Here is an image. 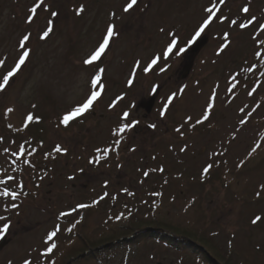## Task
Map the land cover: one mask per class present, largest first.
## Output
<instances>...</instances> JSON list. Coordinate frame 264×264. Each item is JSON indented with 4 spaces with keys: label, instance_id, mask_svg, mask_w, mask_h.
I'll use <instances>...</instances> for the list:
<instances>
[{
    "label": "rangeland",
    "instance_id": "obj_1",
    "mask_svg": "<svg viewBox=\"0 0 264 264\" xmlns=\"http://www.w3.org/2000/svg\"><path fill=\"white\" fill-rule=\"evenodd\" d=\"M79 1L85 5L80 17L72 13L77 0H46L49 10H38L28 23L36 0H0V59L5 61L0 83L21 54L19 40L30 34V58L0 92V180L7 181L0 184V192L7 187L19 193L13 202L0 195V228L10 226L0 238V264H24L25 259L60 264L68 253L78 257L124 227L122 216L130 210L141 222L158 216L169 225L192 226L221 261L264 264V222L252 224L255 216L264 217V150L245 160L243 173L237 166L260 143L264 101L255 103L256 96L247 93L250 85L227 89L235 56L252 59L264 49V33L258 29L264 24V0H215L219 11L199 37L207 42L194 55L187 54L189 45L213 0H138L129 13L123 11L129 0ZM245 6L248 13L242 11ZM49 11L59 15L52 17ZM253 16L257 23L245 29L230 23L247 24ZM49 20L54 30L42 40ZM109 24L115 26V35L102 61L98 67L85 65ZM224 33L230 34L227 42ZM173 38L185 51L177 54L174 49L165 60L162 54ZM224 43L229 47L217 54ZM157 56L158 64L146 74L143 68ZM96 75H101L97 88L103 84L100 100L82 119L63 128L62 116L96 90L91 83ZM214 91L209 120L192 127ZM257 93L264 98V81ZM169 97H174L170 105ZM151 99L147 114L139 107ZM8 108L13 111L5 115ZM125 112L130 114L127 121L122 119ZM28 113L40 122L24 129ZM242 119L249 122L241 124ZM130 122L138 123L129 134L113 135ZM117 139L121 143L114 147ZM20 145L25 152L17 160L12 153L19 154ZM56 145L67 149L66 154L56 153ZM105 148L111 149L106 158ZM224 151L229 187L220 180L218 167ZM98 156L99 163H90ZM208 163L214 166L203 176ZM161 167L163 173L154 171ZM237 197L243 202L237 203ZM13 203L18 207L12 208ZM80 203L91 205L84 226L75 225L82 213L61 216ZM57 225L61 231L52 241L57 247L43 256L47 235ZM99 253L73 264H205L192 250L149 240Z\"/></svg>",
    "mask_w": 264,
    "mask_h": 264
},
{
    "label": "snow or ice",
    "instance_id": "obj_2",
    "mask_svg": "<svg viewBox=\"0 0 264 264\" xmlns=\"http://www.w3.org/2000/svg\"><path fill=\"white\" fill-rule=\"evenodd\" d=\"M224 2H225V0H219L220 4H224ZM137 4H138V0H129V2L123 8V11L125 13H129L131 10H133L135 8V6H137ZM38 10H43V11H48L49 10L48 6L46 5V0H36L34 5L29 9V15L26 18L28 23H33L34 22V20L38 16ZM84 11H85L84 7L80 6L79 8H77L75 10V14L77 16H80V15L83 14ZM205 11L207 13H209V15L207 16L206 19L203 20L202 24L198 27V30L195 32V34L193 36L192 42H195V40L197 38H199L201 36V34L204 33L205 30L208 29L209 26L213 23V17H215L217 11H219V9L216 7L215 0H213V5L211 7L206 8ZM242 11L244 13H248L249 12V8L247 6H245L242 9ZM50 15L52 17H57L59 15V13H57L55 11H52L50 13ZM217 18L221 19V22H223V19H225V18H221V17H217ZM230 23L232 25H234V26H238L241 29H245V28H248L249 26H251L252 24L257 23V21H256V17L253 16V17H250L248 19V23L247 24H245V23H239L238 24V22L236 20H232V21H230ZM114 29H115L114 25H109L108 26V28L106 30V35L102 38V42L100 43L98 48L94 51V53L89 58L85 59V61H84L85 65H92L94 62L100 60L102 55H104L106 53V50H108L109 47H110V41L112 40V38L115 35V30ZM258 29H259V32L264 33V24H258ZM53 30H54V22H53V20H49L48 24H47L46 28L43 30L40 38L42 40L43 39H47L49 37V35L53 32ZM229 38H230V34L229 33H224V36H223L224 41H226V42L229 41ZM254 38H256V34H254ZM29 41H30V34L23 35L22 38L19 40L18 46L22 50L21 54L19 55L18 60L15 63V66L10 71H8L6 75L3 76L2 83H0V92L5 90V86L9 84L10 79L15 77L21 71L22 66H24L26 64V62L28 61V59L30 58V50L27 48V45H28ZM177 45H178L177 40L175 38H173L170 41V43L167 45L166 50L162 54L163 55V59L167 60L169 58V56L174 53V49L177 50V54L183 53L185 51L184 48H177ZM261 45L264 46V41L261 42ZM228 47H229V44L228 43H224L221 46V48L218 50L217 54L222 53ZM256 55H257L258 58L264 59V54H261V53L257 52ZM160 59H161L160 56H157V57L153 58L150 61V63L146 67L143 68V71L146 74L148 72H150L153 69V67L158 64ZM4 64H5V61L3 59H0V68H2L4 66ZM136 66L139 68V66H140V62L139 61L137 62ZM100 71L102 72L103 69H101ZM161 71H164V69L161 68ZM233 79H235V78H233ZM99 81H100V76L99 75H96L92 79L91 83H92V87L94 89L97 88V85H98ZM128 84H129V86H131L133 84V80L130 79L128 81ZM232 87L234 88L235 85L233 84ZM99 88L102 89L103 88V84H99ZM229 90H231V89H229ZM251 94L252 93L250 92L249 95H251ZM174 96H175V94H174ZM100 97H101V92L99 90H93L91 92V94L85 99V101H83L81 104L73 107L71 110H69L68 112H66L62 116V118L60 119V124H62L65 127H68L71 121H74L78 117L83 116L85 113L89 112L93 108L94 103L97 102ZM173 98L174 97H169V99L167 101L168 105H170L172 103ZM214 100H215V91L213 92L212 96L210 97V102L208 103L203 116L200 119H197L195 121V124L192 125V127H195V125L203 124L205 121L209 120V116H210V113H211L212 108H213V101ZM33 107H35V105H33ZM166 110H167V107L165 108V111ZM12 111H13V109L8 108L6 110L5 115H7L8 113H11ZM241 111L243 112L244 110L241 109ZM164 114H165V112L162 111L161 112V116H163ZM247 114L250 115V113H247ZM129 116H130V114L125 112L123 114L122 119L127 121V120H129ZM25 119H26V123L24 125L25 128L28 127L29 123H32V122L39 123L40 122L39 117H34V115L32 113H28L26 115ZM189 121H191V117H188L185 122L187 123ZM136 123H138V122H130V123L122 124L121 126H119L117 129H115L113 131V135L117 136V137L121 136L125 132L130 131L132 128H134L136 126ZM244 123H246V121L242 119L241 120V124H244ZM149 127L154 129L156 127V125L152 124V125H149ZM176 131L178 133L181 132V128L180 127L176 128ZM0 140H2V138H0ZM120 143H121V141L119 139H117L115 141V143H114V147L118 146ZM259 147H260V145H258V144L255 145L252 148V152H255L257 150V148H259ZM110 150L111 149H108V148L104 149L105 158H106L107 153ZM132 150L135 151V149H132ZM184 150H186V149H184V148L181 149V151H184ZM4 151L8 152L9 150L5 149ZM34 151L35 150H33V152H30L28 154L29 155H33ZM54 151L56 153L66 154L67 149L62 148V146H60V145H56ZM24 152H25L24 146L20 145L19 146V154L15 153V152H13L12 154L14 156H16L17 160H19L23 156ZM213 155H216V153H213ZM100 159H101V157L98 156L95 161H90V163H99ZM25 163H28V161H25ZM213 166H214L213 163H208L203 168L202 175L203 176H208L210 174V170L213 168ZM154 171H159V172L163 173L164 169L161 167L159 169H154ZM144 175L147 177L149 175V173L145 172ZM42 178L43 177H41V179ZM72 178L73 177H69V179H72ZM12 179H13L12 177H9V180H12ZM0 184H7V181L0 180ZM18 187H20L22 189L23 185H18ZM0 195H2L4 197H10L12 201H15L18 198L19 193L16 192V191H11L10 189H8L6 187L2 192H0ZM257 195H259V193H257ZM101 199H103V197H101ZM94 203H98V201H96ZM90 206L91 205H88V204H80V205H78V207L80 209L88 208ZM11 207L12 208H16L18 206L13 203L11 205ZM69 215H70V213H68V212L61 213L62 217H67ZM0 219H2V217H0ZM261 222H264V217H262V216L257 215V216H255L252 219V224L253 225H256V224L261 223ZM77 223H79V221H77ZM9 227L10 226L7 223H5V225L2 228H0V238H2L3 234L6 233L9 230ZM60 231H61V228H60L59 225H57L53 231L48 233L46 241H45L47 247H46V251L44 253H42L43 256H48L57 247V245L54 242H52V241L54 240V238L57 237V235H58V233ZM67 231L71 232L72 228H68ZM24 264H32V262L27 260V259H25L24 260Z\"/></svg>",
    "mask_w": 264,
    "mask_h": 264
},
{
    "label": "trees",
    "instance_id": "obj_3",
    "mask_svg": "<svg viewBox=\"0 0 264 264\" xmlns=\"http://www.w3.org/2000/svg\"><path fill=\"white\" fill-rule=\"evenodd\" d=\"M77 2L78 4L75 6V8H73L72 13L74 14H75V10L80 6H83L85 9V5L83 3H80L79 0H77ZM90 3L92 2H89L88 4ZM49 12L51 13L52 11ZM261 47L263 48L264 46ZM220 48H218L217 51ZM257 52L264 54V49H259ZM247 56L248 55L243 56L239 54L235 56V58L233 59V64H230L231 65L230 69H232V73L229 74V77L227 78V83H228L227 89L228 90L231 89L229 91H233V89L239 85L242 86L243 89L250 85L247 90L248 95L251 92L252 93L251 95L256 96L255 103L261 104L264 101V98H262V96H260L257 92L259 86L264 81V59L258 58L257 55L255 54L253 55L252 59H248ZM254 56L256 57L255 59ZM101 61L102 59L94 62L93 64L97 66ZM233 84L235 85L234 88L232 87ZM247 122L249 121L246 120V123ZM260 125H261L260 128L261 137L259 138L260 143L258 144L260 145V147L257 148L255 152H252L251 150L247 158L246 159L244 158L243 161H241L239 165H237L242 173H243V165L246 163L245 160L254 159L255 157H257V154L259 153L260 150L262 151L264 150V120L260 123ZM129 132L130 131L125 132L123 136L129 134ZM226 153L227 151H224L225 155H223L222 159L218 163V167L221 170L220 180L222 181L223 184H225V187H229V183H227L226 181L228 180L231 181V177L226 170V162H225L226 159L224 158L226 156ZM232 179L234 181L233 177ZM237 198L238 199L235 200L237 203L238 202L241 203L244 200L241 197H237ZM89 213L90 212L88 211L87 214ZM122 217L124 218V220H126V225L122 228H119V230L112 231L113 235L108 236V238L104 239L105 241H102V243H100L99 245L97 244L98 246L105 244H111L110 246H113L114 245L113 242L118 245L127 242V244H132L133 246H139L144 244V242L151 240L152 242H155L158 245L172 246L179 250H187V249L192 250L193 252L197 253L199 258L202 261H204L205 264H231L228 258L226 260L221 261L220 256L218 255L219 253L216 251V249L212 247L206 240L203 239L202 233H200L201 234L200 235L199 233L195 232L192 226L181 228L177 225H173V224L169 225L168 223H163L162 221H160V219H158L159 218L158 216L153 219L154 221L141 222L140 218L138 217V214L132 210L127 211V213ZM151 224L153 226H151ZM150 227L153 228V231H151L150 233H146L145 229ZM124 238H126L127 240L122 241V239ZM98 246L95 245L94 248ZM69 254L70 253H68L66 257L64 256L60 259L61 260L60 264H65L68 259L76 256ZM95 254H100V253H89L84 256L83 260H86V262L90 261L95 257Z\"/></svg>",
    "mask_w": 264,
    "mask_h": 264
},
{
    "label": "water",
    "instance_id": "obj_4",
    "mask_svg": "<svg viewBox=\"0 0 264 264\" xmlns=\"http://www.w3.org/2000/svg\"><path fill=\"white\" fill-rule=\"evenodd\" d=\"M205 43H206V40H201L199 43H197V44L191 49V51H190L191 54H195V53H197L198 50L200 49V47H202L203 45H205ZM152 105H153V101H152V99H151L149 103H146V104L143 103V104H141V105H140V108L144 109L145 112L149 114Z\"/></svg>",
    "mask_w": 264,
    "mask_h": 264
}]
</instances>
